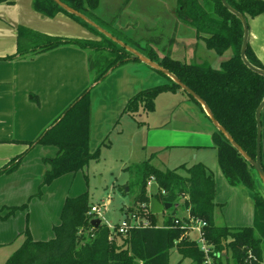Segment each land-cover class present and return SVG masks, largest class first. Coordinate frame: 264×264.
I'll return each mask as SVG.
<instances>
[{
  "label": "trees",
  "instance_id": "obj_1",
  "mask_svg": "<svg viewBox=\"0 0 264 264\" xmlns=\"http://www.w3.org/2000/svg\"><path fill=\"white\" fill-rule=\"evenodd\" d=\"M5 1V0H0ZM74 11L84 15L101 28L104 26L95 17L100 0H60ZM240 13L248 24L249 20L264 14L263 0H225ZM177 14L189 21L196 36L204 43L205 49L217 56L230 52V57L219 69L209 64H188L165 55L159 59L150 46L132 47L113 32V37L143 56L172 73L182 84L197 94L207 105L217 123L230 135L241 149L255 159L257 124L255 112L264 99V78L248 69L240 58L243 39L241 22L231 14L220 0H176ZM35 12L52 18L57 13H65L80 22L85 28L99 37V41L85 39H64L45 36L24 28L18 29V49L16 54L3 60H13L28 52L43 53L62 45H73L96 53L92 66L98 68L94 85L101 81L109 70L115 69L131 60V54L118 44L97 31L80 18L69 14L52 0H32ZM29 39L31 45L23 46L21 39ZM245 56L254 67L264 70V64L255 56L249 43ZM139 62L138 60H132ZM98 66V67H97ZM100 66V67H99ZM157 72V71H156ZM167 84L142 90L131 97L122 114L134 117L140 111H154V101L164 92L183 93L202 112L201 105L179 86L160 72ZM85 90L58 118L57 121L33 142L28 149L11 159L0 169L1 174L15 171L24 155L36 145L54 147L55 156L44 158V184L68 174L83 170L88 162L98 158L99 148L90 151V102ZM143 123H139L141 125ZM216 149L218 166L230 186L244 187L253 195V225L251 227L230 228L217 226L213 221L216 208L215 180L213 174L200 163L190 167L180 165L172 170H160L151 164V155L141 165L136 166L139 173L137 194L134 198L135 214L140 205L148 206L151 198L162 204H171L175 212L168 216L161 226L157 215L146 214L150 227L128 230L125 234L114 232L109 240L110 230L104 225L93 228L90 221L92 204L86 193L66 198L60 216V224L54 227V237L49 241H34L26 229L22 232L21 247L11 254L5 264H169L171 251H175L180 262L202 264L204 255L198 244L185 234L188 220L177 214L187 212V216L206 223L203 228L206 243L213 253L229 257L233 264H264V197L258 189V176L254 168L229 143L224 135L214 129L212 136ZM263 170L264 166L262 165ZM149 182L155 191L149 195ZM25 208V207H23ZM22 207L12 208L7 216ZM142 215V213H140ZM179 221L175 225V221ZM118 224H116V227ZM88 234H79V231ZM91 230V231H90ZM180 262L178 264H180Z\"/></svg>",
  "mask_w": 264,
  "mask_h": 264
},
{
  "label": "crops",
  "instance_id": "obj_2",
  "mask_svg": "<svg viewBox=\"0 0 264 264\" xmlns=\"http://www.w3.org/2000/svg\"><path fill=\"white\" fill-rule=\"evenodd\" d=\"M158 3L157 0H122L116 3L115 12L110 16L97 11L99 4L95 17L107 26L105 30L113 32L132 47L139 49L144 42L159 59L168 55L188 64H209L211 68L219 69L230 57V52H226L219 61L216 55L205 50L203 41L196 36L189 21L178 16L176 0L163 5ZM248 23V43L264 64V14ZM19 28L50 37L100 40L65 13L48 18L35 12L32 0L0 1V169L25 152L27 144L48 130L85 90L93 87L89 93V148L94 152L97 142L116 127L131 97L142 90L167 84V80L155 70L130 60L109 70L94 85L98 68L92 66V61L96 53L73 45H62L39 54L28 52L13 60H3L16 54ZM21 44L32 43L23 38ZM216 62L218 65L215 67ZM260 122L261 162L264 166V107ZM160 128L165 132L168 129L170 140L150 147L148 158L154 155L152 160H158L162 152L181 149L186 157L181 165L190 167L200 163L213 174L216 208L223 210L225 226L251 227L253 195L244 187L230 186L225 180L213 146L215 128L204 110L202 112L189 100H181L178 111H173L169 121ZM161 135L158 136L159 141ZM20 168L21 164L12 173L1 174L0 183ZM257 185L264 197L259 181ZM6 209L9 208L5 205L0 209V248L9 243L7 231L3 232L9 222ZM182 214L187 216V212Z\"/></svg>",
  "mask_w": 264,
  "mask_h": 264
},
{
  "label": "rangeland",
  "instance_id": "obj_3",
  "mask_svg": "<svg viewBox=\"0 0 264 264\" xmlns=\"http://www.w3.org/2000/svg\"><path fill=\"white\" fill-rule=\"evenodd\" d=\"M168 1L173 0H157L161 5ZM120 2L122 0H101L97 11L102 12L104 16H110L115 12L116 3ZM101 24L104 25L103 30L107 29L103 22ZM144 44L142 42L141 46H145ZM215 57L219 61L222 58L217 55ZM217 65L216 62L215 67ZM187 98L183 93L164 92L155 99L154 111L150 113L140 111L134 117L122 114L116 127L97 142L96 148H99L97 159L90 160L83 170L57 178L49 184L43 183L45 171L43 159L54 157L55 148L36 145L30 149L24 155L19 171L9 179H2L4 182L0 183V209L5 205L8 206L9 209L6 210L9 212L14 207H25L12 213L4 227L3 232L7 231L9 243L0 248V264H5L8 257L21 247L23 241L21 234L26 229L34 241L51 240L54 237V227L60 224L66 198L86 193L90 204L99 206L100 225L104 226L105 222L120 224L126 216L135 213L136 184L140 179L136 166L147 160L150 147L157 142L168 143L170 138L167 136L170 132L168 129L165 132L160 127L169 121L173 111H178L181 100H188ZM139 123L143 124L138 125ZM183 155L181 149H169L160 153L158 160L153 159L151 164L160 170H172L186 161ZM262 188L264 190L263 186ZM154 191V184L149 182L147 193L151 195ZM174 212V209H169L158 214L159 225L162 226L167 217L172 216ZM176 213L183 215L180 209ZM143 216L147 218L144 213ZM213 221L217 226H225L223 210L215 209ZM83 233L88 234L87 231H79L80 235ZM113 234L114 232H111L109 240L113 239ZM225 258L223 255L224 264ZM228 261L229 264H233L230 257ZM179 262V255L171 251L169 264ZM188 263L186 260L180 262Z\"/></svg>",
  "mask_w": 264,
  "mask_h": 264
},
{
  "label": "water",
  "instance_id": "obj_4",
  "mask_svg": "<svg viewBox=\"0 0 264 264\" xmlns=\"http://www.w3.org/2000/svg\"><path fill=\"white\" fill-rule=\"evenodd\" d=\"M55 4H57L60 8L65 10L71 15H74L87 24L91 25L94 27L97 31L105 35L107 38L118 44L120 47L124 48L127 52L131 54V60H138L145 66H148L149 68L162 73L165 75L167 78H169L171 81H173L177 86L180 87V89L185 92L186 94L190 95L193 99H195L202 107L206 115L208 116L209 120L211 121L212 125L214 126L215 129L219 130L224 137L229 141V143L243 156V158L254 168V170L257 173L258 180L261 183V185L264 187V170L262 167V162H261V145H260V139H261V122H260V113L264 107V99L262 102L259 104V106L256 109L255 112V120L257 124V135H256V151H255V159L252 160L242 149L241 147L230 137V135L217 123V121L214 119L212 116V113L210 112L209 108L207 105L204 103V101L197 95L195 94L192 90H190L188 87H186L184 84H182L172 73L168 72L158 64L151 62L149 59H147L145 56H143L140 52L137 50L126 46L124 43L119 41L117 38L113 37L110 33L107 31L103 30L101 27L96 25L94 22L89 20L87 17L84 15L74 11L73 9L69 8L67 5L62 3L60 0H52ZM221 4L231 13L233 14L242 24L243 27V39H242V44H241V49H240V58L242 62L245 64V66L250 69L252 72L262 76L264 78V70L258 69L254 66H252L246 59L245 52L246 48L248 45V37H249V28L248 24L246 22V19L237 11L232 9L225 0H220ZM171 208V204H162L160 203L156 198H151L150 199V204H149V209L150 213L153 215H158L162 214L164 211L169 210ZM90 225L93 228H97L100 225V220L99 219H93L90 221Z\"/></svg>",
  "mask_w": 264,
  "mask_h": 264
},
{
  "label": "built area",
  "instance_id": "obj_5",
  "mask_svg": "<svg viewBox=\"0 0 264 264\" xmlns=\"http://www.w3.org/2000/svg\"><path fill=\"white\" fill-rule=\"evenodd\" d=\"M148 211H150L149 205H142L139 213H133L129 217L126 216V218L120 224H118L117 227L116 224L113 225L111 222H105V227H107L110 232H117L119 234H125L128 230L131 229L150 227L149 220L143 216V213L146 216ZM141 212L142 215H140ZM90 214L93 215L94 219H99V216L101 214L99 206L92 205L90 209ZM186 218L188 220V224L185 227L182 226V228H185V234L188 235L192 240H194L202 251L204 255V260L202 264H217V260L222 257V254L213 253L211 246L206 243L203 232V228L206 226V223L202 220L192 219L189 216H186ZM99 220L101 223V219ZM174 224L178 225L179 221H175Z\"/></svg>",
  "mask_w": 264,
  "mask_h": 264
}]
</instances>
